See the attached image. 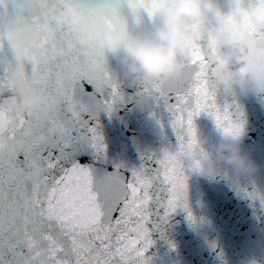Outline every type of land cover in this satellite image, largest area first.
I'll return each instance as SVG.
<instances>
[{
	"label": "snow or ice",
	"instance_id": "obj_1",
	"mask_svg": "<svg viewBox=\"0 0 264 264\" xmlns=\"http://www.w3.org/2000/svg\"><path fill=\"white\" fill-rule=\"evenodd\" d=\"M160 7L158 0H39L30 16L9 21L8 31L22 35L6 42L7 5L0 0V82L19 94L36 90L57 105L26 125L9 99L0 102V264H152L146 255L153 244L150 232L138 231L147 216L161 209L171 216L183 207L195 222L188 206L172 198L164 185L186 186V156L200 150L196 119L209 116L226 137L242 133L228 106L218 103L210 49L195 47L179 81L138 85L142 103H151L154 110L163 105L175 137L174 145L164 137L160 154L147 158L150 166L118 165L109 173L76 159L91 149L94 161L103 162V137L92 121L123 102L116 80L109 95L99 99L86 90L90 82L83 67H105L106 53L99 41L81 47V34L92 27L127 34L152 21ZM63 11L69 19L61 28L49 17ZM157 123L163 132L165 124ZM29 204L31 210L21 219L12 216ZM5 224L14 235L4 233ZM169 247L174 249L171 242Z\"/></svg>",
	"mask_w": 264,
	"mask_h": 264
},
{
	"label": "clouds",
	"instance_id": "obj_2",
	"mask_svg": "<svg viewBox=\"0 0 264 264\" xmlns=\"http://www.w3.org/2000/svg\"><path fill=\"white\" fill-rule=\"evenodd\" d=\"M161 5L154 19L142 27L122 34L119 31L92 27L81 34L79 44L88 47L102 43L106 66L88 63L82 74L97 97L109 95L113 80L120 87L179 81L184 64L196 46L210 49L208 66L212 79L231 96H264V0H158ZM39 0H6L4 12L5 40L19 39L22 33L8 31V23L20 16H30ZM49 19L63 28L69 15L54 12ZM252 26L243 31L242 26ZM62 53L58 49L57 56ZM114 63L116 69L110 67ZM0 95H7L14 112L27 125L45 110L56 109L54 100L36 90L26 94L13 92L0 82ZM20 142L17 141V144ZM188 171L201 178L220 177L233 188L241 179L251 181L259 166L245 153L239 138L221 136L214 150H198L186 156ZM188 180V177H187ZM164 187L181 205L189 206V190L168 181ZM31 210V204L12 212L19 220ZM170 215L161 209L151 213L138 225L139 232H150L168 224ZM6 235H14L5 224ZM244 264H257L255 260Z\"/></svg>",
	"mask_w": 264,
	"mask_h": 264
}]
</instances>
